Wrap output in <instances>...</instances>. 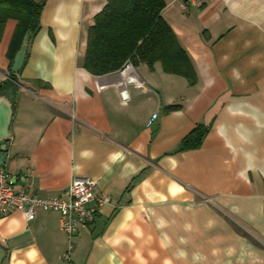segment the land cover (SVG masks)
I'll return each instance as SVG.
<instances>
[{
    "label": "crops",
    "instance_id": "obj_1",
    "mask_svg": "<svg viewBox=\"0 0 264 264\" xmlns=\"http://www.w3.org/2000/svg\"><path fill=\"white\" fill-rule=\"evenodd\" d=\"M163 1L178 61L136 64L142 86L125 97L119 76L84 68L107 0H45L15 72L5 23L0 82L14 74L17 89L0 166L30 193L59 196L81 177L109 202L70 240L57 212H10L0 264H264V0ZM197 127L201 143L181 149Z\"/></svg>",
    "mask_w": 264,
    "mask_h": 264
},
{
    "label": "trees",
    "instance_id": "obj_2",
    "mask_svg": "<svg viewBox=\"0 0 264 264\" xmlns=\"http://www.w3.org/2000/svg\"><path fill=\"white\" fill-rule=\"evenodd\" d=\"M44 3L45 0H0V37L7 21L16 22L12 39L14 52L26 36L40 30ZM163 7V0H107L89 27L84 68L93 75H106L119 71L126 61L133 66L157 60L166 67L176 64V41L161 15ZM9 77L0 82V94L5 96L7 90L17 89L14 74ZM205 133L203 128H195L182 139L180 148L197 147Z\"/></svg>",
    "mask_w": 264,
    "mask_h": 264
},
{
    "label": "built area",
    "instance_id": "obj_3",
    "mask_svg": "<svg viewBox=\"0 0 264 264\" xmlns=\"http://www.w3.org/2000/svg\"><path fill=\"white\" fill-rule=\"evenodd\" d=\"M200 0H187L181 3V8L186 10L190 5H196ZM112 75L122 93H126L125 86L132 84L142 86L134 66L126 61L123 67ZM156 117L152 115L151 120ZM16 176L0 166V218L17 210L22 213L27 222L31 221L38 210L53 211L59 214L60 227L65 232L68 240L71 239L77 227L92 222L98 209L109 202L108 196L96 192L94 181L88 178L74 177L64 194L59 196H40L30 193L16 184ZM264 207V196H262ZM71 244L64 254V259H70Z\"/></svg>",
    "mask_w": 264,
    "mask_h": 264
},
{
    "label": "water",
    "instance_id": "obj_4",
    "mask_svg": "<svg viewBox=\"0 0 264 264\" xmlns=\"http://www.w3.org/2000/svg\"><path fill=\"white\" fill-rule=\"evenodd\" d=\"M27 49V36L22 41L19 50L16 52L13 64L12 71L20 70L23 60L26 54ZM126 96V93L123 94ZM13 115L12 103L7 96L0 94V139H8L10 136L9 125ZM2 152L6 150V144L1 148ZM3 163V154H0V164Z\"/></svg>",
    "mask_w": 264,
    "mask_h": 264
}]
</instances>
